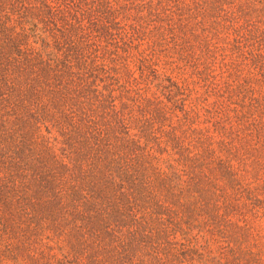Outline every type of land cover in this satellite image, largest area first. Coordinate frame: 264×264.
I'll return each mask as SVG.
<instances>
[{"label":"rangeland","instance_id":"1","mask_svg":"<svg viewBox=\"0 0 264 264\" xmlns=\"http://www.w3.org/2000/svg\"><path fill=\"white\" fill-rule=\"evenodd\" d=\"M97 1L0 0V264H264V0H108L64 69Z\"/></svg>","mask_w":264,"mask_h":264},{"label":"trees","instance_id":"2","mask_svg":"<svg viewBox=\"0 0 264 264\" xmlns=\"http://www.w3.org/2000/svg\"><path fill=\"white\" fill-rule=\"evenodd\" d=\"M167 1L179 4V0ZM50 19L51 34L58 50L64 55V60L60 64L64 69L67 68L69 59L75 61L77 66L84 71L95 68L87 65L88 58L84 52L91 51V55L97 53L99 47L97 43L102 40H113V32L121 29L115 21V10L108 0H98L96 6L91 5L83 9H57L54 14H50ZM236 35L238 36L236 43L239 45L242 43L245 47L262 45V36H259L251 25L240 28L236 31ZM76 36L77 40L74 39ZM82 42L86 43L84 47H81ZM86 76L85 81L89 80V85H95V82L100 80L89 71L86 72Z\"/></svg>","mask_w":264,"mask_h":264}]
</instances>
